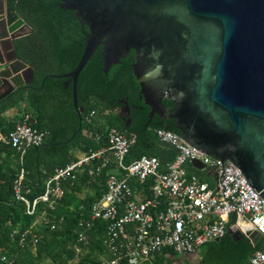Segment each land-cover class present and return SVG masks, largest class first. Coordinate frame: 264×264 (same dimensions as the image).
<instances>
[{"label": "trees", "instance_id": "1", "mask_svg": "<svg viewBox=\"0 0 264 264\" xmlns=\"http://www.w3.org/2000/svg\"><path fill=\"white\" fill-rule=\"evenodd\" d=\"M16 12L30 31L13 40L17 57L34 69L30 84L16 87L0 98V133L8 136L25 114L34 128L46 132L40 145L28 147L23 155L9 143L0 140V252L6 260L0 264H101L108 253L103 237L106 222L98 220L88 230L87 242L76 251L80 221L90 215L91 205L105 190V178L112 169L103 167L89 174L97 159L83 163L74 179L62 181L63 192L52 206L36 204L34 213H27L25 203L17 199L14 183L23 170L21 194L30 202L44 191L47 178L55 170L76 161L83 154L106 144L108 128L116 127L126 134H135L124 162L142 154L159 159L160 169L175 159L177 148L162 142L157 129L165 128L181 135L174 120L156 118L148 122L150 107L139 98L140 88L128 58L103 70V53L98 47L78 75L76 96L79 115L73 102L72 83L60 76L77 65L88 37L89 28L81 23L73 10L60 6L58 0H17ZM1 67V66H0ZM1 84V80H0ZM129 106L131 121L117 113L118 106ZM169 107L172 102L164 100ZM18 107V113L5 112ZM91 111L94 114L90 116ZM187 174L209 180L207 168L198 169L186 162ZM208 185L213 186L211 182ZM138 187V183H134ZM259 234L234 236L228 229L215 240L203 243L191 258L170 249L154 255V264H247L250 254L263 247ZM197 257L196 262L194 259Z\"/></svg>", "mask_w": 264, "mask_h": 264}, {"label": "water", "instance_id": "2", "mask_svg": "<svg viewBox=\"0 0 264 264\" xmlns=\"http://www.w3.org/2000/svg\"><path fill=\"white\" fill-rule=\"evenodd\" d=\"M58 1L89 28L77 65L60 75L79 115L77 79L94 51L102 46L104 72L132 51L150 114L174 120L185 142L230 161L264 197V0ZM16 3L0 0V98L34 77L14 49L30 29Z\"/></svg>", "mask_w": 264, "mask_h": 264}, {"label": "built area", "instance_id": "3", "mask_svg": "<svg viewBox=\"0 0 264 264\" xmlns=\"http://www.w3.org/2000/svg\"><path fill=\"white\" fill-rule=\"evenodd\" d=\"M93 114L91 111L90 116ZM28 119L25 114L8 136L0 133V140L14 147L20 157L28 147L42 144L46 136ZM157 136L178 150L165 169H160L154 155L142 154L125 163L135 134L110 127L104 146L57 168L47 178L43 193L31 202L20 192L21 169L14 183L15 197L25 203L27 213L31 214L37 203L52 206L63 192L62 181L74 179L83 163L97 159V165L89 168L90 175L111 165L105 190L91 205L89 217L79 223L75 245L76 251H80L79 243L87 242L88 230L96 221H105L102 242L108 256L101 264H154V255L164 249L190 253L203 243L222 237L228 229L250 237L256 232L264 238V197L252 190L234 164L228 160L221 163V159L189 145L178 133L159 128ZM193 160H199L216 175L213 186L196 174L186 173L184 164H192ZM0 260H6L1 252ZM247 264H264V245L250 254Z\"/></svg>", "mask_w": 264, "mask_h": 264}, {"label": "flooded vegetation", "instance_id": "4", "mask_svg": "<svg viewBox=\"0 0 264 264\" xmlns=\"http://www.w3.org/2000/svg\"><path fill=\"white\" fill-rule=\"evenodd\" d=\"M27 30L30 31V29H27ZM99 47H100L101 50H102V46L100 45ZM102 53H103V52H102ZM132 55H133V52L130 51V52L124 57V58H128L129 61H128V62H122V63H120V64H132V62H133ZM131 68H132V66H131ZM29 84H30V83H29ZM27 85H28V84H27ZM138 94H139V98L142 99V98H141V94H140V88H139V90H138ZM142 100H143V99H142ZM121 101H124V104L118 106V108H117V113H118L122 118L127 119L126 122L129 123V122L131 121V118H130V117L127 118L128 114L130 113L129 106H128V104L126 103V100H121ZM156 118H160V117H159L156 113L150 114V111H149V118H148V122H147V123H149V122H151V121L153 122ZM160 120H161V121H166V120H171V119H167V118H165V119H161V118H160ZM194 252H195V251L190 252V253H184L183 255H186L188 258H191V257L194 255ZM177 264H178V261H177Z\"/></svg>", "mask_w": 264, "mask_h": 264}, {"label": "crops", "instance_id": "5", "mask_svg": "<svg viewBox=\"0 0 264 264\" xmlns=\"http://www.w3.org/2000/svg\"><path fill=\"white\" fill-rule=\"evenodd\" d=\"M1 68V67H0ZM19 111H18V107H13V108H10L9 110H7L6 112H5V114L7 115V116H14V115H16L17 113H18ZM208 175H209V182H211L212 183V185L213 184H215L216 183V180H217V177H216V175L214 174V173H212L210 170H208ZM207 181V182H208Z\"/></svg>", "mask_w": 264, "mask_h": 264}, {"label": "rangeland", "instance_id": "6", "mask_svg": "<svg viewBox=\"0 0 264 264\" xmlns=\"http://www.w3.org/2000/svg\"><path fill=\"white\" fill-rule=\"evenodd\" d=\"M1 66V65H0ZM196 260H197V257L194 259V262H196Z\"/></svg>", "mask_w": 264, "mask_h": 264}]
</instances>
